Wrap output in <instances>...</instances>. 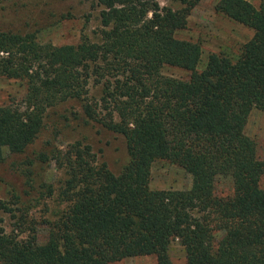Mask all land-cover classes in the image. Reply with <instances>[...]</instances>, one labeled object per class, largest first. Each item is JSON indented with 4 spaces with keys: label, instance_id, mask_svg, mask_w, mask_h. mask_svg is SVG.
Here are the masks:
<instances>
[{
    "label": "trees",
    "instance_id": "16d2710c",
    "mask_svg": "<svg viewBox=\"0 0 264 264\" xmlns=\"http://www.w3.org/2000/svg\"><path fill=\"white\" fill-rule=\"evenodd\" d=\"M201 1L174 9L158 0H98L100 42L56 46L35 33L0 31V78L26 86L21 107L0 106V164L6 148L22 153L35 142L50 108L73 100L88 122L123 136L129 155L115 175L81 141L57 150L66 208L43 223L44 235L35 223L23 237L0 228V264L147 256L171 264L174 241L187 264H264V160L246 133L252 111L264 112V8L219 0L215 11L254 36L236 56L212 53L200 70L201 43L179 33ZM167 67L188 79L165 75ZM156 161L182 168L191 187L153 189Z\"/></svg>",
    "mask_w": 264,
    "mask_h": 264
},
{
    "label": "rangeland",
    "instance_id": "374dc122",
    "mask_svg": "<svg viewBox=\"0 0 264 264\" xmlns=\"http://www.w3.org/2000/svg\"><path fill=\"white\" fill-rule=\"evenodd\" d=\"M158 1L162 7H182L180 0ZM218 1L202 0L190 15L187 29L179 33L182 39L201 43L204 53L200 70L205 68L212 53L236 56L254 36L251 29L217 13ZM248 1L264 8V0ZM101 11L98 0H0V31L35 33L40 42L56 46L78 44L86 38L100 42ZM163 72L175 78L189 77L187 72L173 67ZM25 94L26 86L21 81L0 78V106L21 107ZM246 133L257 142L259 156L264 160V112L252 111ZM78 141L90 145L97 159L105 162L115 175L121 174L129 161L125 138L88 122L81 102L73 100L50 108L45 114L44 127L32 145L17 154L8 148L4 150L5 159L0 164V203L9 210L0 209L1 229L23 237L21 233L28 235L32 229L30 223H35L40 235H44L43 223H53L61 216L67 204L58 194L66 175L55 164L53 155ZM261 183L264 186V178ZM191 184V176L182 168L167 161L153 164L150 183L153 189L185 190ZM230 186L229 181L221 185L223 190ZM16 196L20 197V203ZM169 255L171 264H187L186 251L178 241L171 244ZM116 264L158 262L156 257L147 256Z\"/></svg>",
    "mask_w": 264,
    "mask_h": 264
}]
</instances>
